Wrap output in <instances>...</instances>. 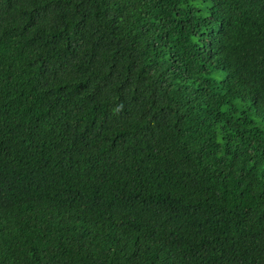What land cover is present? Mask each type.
<instances>
[{"label": "trees", "instance_id": "1", "mask_svg": "<svg viewBox=\"0 0 264 264\" xmlns=\"http://www.w3.org/2000/svg\"><path fill=\"white\" fill-rule=\"evenodd\" d=\"M0 264H264V0H0Z\"/></svg>", "mask_w": 264, "mask_h": 264}]
</instances>
